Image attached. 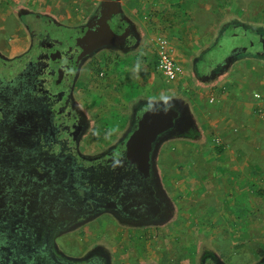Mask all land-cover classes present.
I'll return each mask as SVG.
<instances>
[{"label":"flooded vegetation","instance_id":"obj_1","mask_svg":"<svg viewBox=\"0 0 264 264\" xmlns=\"http://www.w3.org/2000/svg\"><path fill=\"white\" fill-rule=\"evenodd\" d=\"M137 1L0 0V264H133L127 242H163L176 224L163 149L200 132L184 101L131 94L130 58L148 50ZM238 51L197 79L213 83ZM153 107L179 117L138 164L127 143ZM199 261L225 264L211 250Z\"/></svg>","mask_w":264,"mask_h":264},{"label":"rangeland","instance_id":"obj_2","mask_svg":"<svg viewBox=\"0 0 264 264\" xmlns=\"http://www.w3.org/2000/svg\"><path fill=\"white\" fill-rule=\"evenodd\" d=\"M223 4L228 8L216 7L214 10L223 15L227 23L224 34L216 39L211 48L208 46L207 50L192 49L187 53L188 50L184 48L187 45H195L196 34L194 30H189L192 24H195L192 14L195 21H198L201 12H193L195 8L190 0H155L152 14L150 17L146 15L148 24L152 22L150 30L147 29V43L153 42L152 47L154 45L155 48L147 52L144 63L142 60L140 62L137 56L130 58L127 71L134 86L131 94L134 97L145 95L152 104H162L160 102L164 99L180 97L192 103L194 112L202 123L201 113L209 111V107H220L218 95L219 90L225 89L222 85L224 82L234 88L240 87L239 82L246 83L248 86H244V89L251 99L258 101L256 104L259 103L252 115L261 123L252 131V128L249 129V136L252 137L256 133V138L264 142V87L256 85L259 72H252L256 70L264 75V61L258 56L262 46L261 40L264 39V0H224ZM177 9L178 14H175L182 15L178 24L179 30L182 29L177 32L169 30L170 28L167 31L160 30L157 24L163 26L160 23L163 21L159 18L163 17L164 13L169 15L170 11ZM203 18L205 17L200 18V22ZM219 23L218 21L217 24ZM175 36L182 39V49L177 51L184 55L186 61H176L183 67L184 75L176 83H166L155 67L156 62L158 63L157 43L160 38L175 41ZM192 37L193 40L190 41ZM244 48H247V51L239 53L236 58H248L238 61L226 72L225 79L220 81L223 83L215 85L214 92L213 87L208 88L207 84L197 79L195 69H216L234 50ZM195 54H199V59H195ZM120 73L119 68L113 75V81L119 80ZM142 84H145V91L142 90ZM259 94L261 100L257 98L260 97ZM204 117L207 118V115ZM233 128L234 126L230 127L231 131ZM209 131H203L204 139L199 143L172 140L165 145L162 159H168L170 166H166L164 170L172 194L178 197L177 222L167 228L163 242L156 238L130 240L131 242L125 244L129 250L125 251L121 258L130 259L136 264L145 253L141 261L200 264L201 255L211 250L219 255L225 264H259L264 260V143L262 142L260 147L261 155H257L255 151L253 153L255 162L252 164L256 166V172L250 170L255 166L247 164L246 176L243 172L234 176V172L228 170V164L227 170L220 168L225 164L222 162V156L233 149L236 150L239 144L228 147L221 137L211 135ZM213 133L216 132L213 130ZM243 133L244 131L239 135ZM221 145L224 151L218 150ZM242 149V154H249L248 146H243Z\"/></svg>","mask_w":264,"mask_h":264},{"label":"crops","instance_id":"obj_3","mask_svg":"<svg viewBox=\"0 0 264 264\" xmlns=\"http://www.w3.org/2000/svg\"><path fill=\"white\" fill-rule=\"evenodd\" d=\"M224 1V0H223ZM222 0H190L191 4L194 6V10L193 12H201V17H199L198 21H195L194 19V15L192 14V20L193 23L192 26L189 28L190 31L194 30L193 32L196 34L195 38H194V44L193 46H188L186 48H184L187 53L189 52V50L195 49V50H201L204 49L207 50L208 46L209 48H211L213 45H215L216 43V39L220 36L224 34V29L225 26L227 25V23L224 20V16L221 15L219 12H215V8L217 7H222V9H227L228 7L225 6L223 4ZM134 3V9H140V4H137L138 1L137 0H133ZM154 3L155 0H146L145 1V16L147 15L148 17H150V14H152L153 12V7H154ZM218 11V10H217ZM178 14V9L175 11H170L169 15L166 13H164L163 17L159 18L160 20L162 19L163 22H160L161 24H163V26H160L159 24H157V26H159L160 30L163 31H167L169 28V30L172 31H180L179 30V26L178 24L180 23V19L182 18V15L179 11V15L177 16L176 14ZM205 17L202 19V21L200 22V18ZM222 17V20H220ZM146 20L147 17H146ZM218 21L220 22L219 24ZM189 24H191L190 21H188ZM152 23V22H151ZM151 23L148 24V22L145 21V30L147 32V29L150 30L151 27ZM239 24H241V22H238ZM216 25H219L218 27ZM173 27V28H172ZM181 27V26H180ZM216 33V34H215ZM175 41H173L172 39L170 42V49H171V53L173 55V57L178 60V59H185L184 55L181 54L180 52H178L177 50L182 49L181 47V43H182V39L181 38H176V36L174 37ZM190 41L193 40V37L189 39ZM152 42V41H151ZM190 43V42H189ZM212 45H209V44ZM153 44V42H152ZM151 43H148V51H151V49L154 47H152ZM191 44V43H190ZM206 44V45H205ZM180 47V48H179ZM155 48V47H154ZM185 53V52H184ZM187 57V56H186ZM252 57V56H251ZM248 57H242V58H238L235 62L232 63V65H228V69L226 70V72L230 71L234 65H236V63L240 60L243 59H247ZM255 58V57H253ZM195 59H199V54H195ZM179 61V60H178ZM186 61V60H184ZM264 61V60H262ZM223 64V63H222ZM157 73L162 76L165 80V82L167 81L168 83H171L170 81H168L165 76L161 73V71L158 70L157 65L155 66ZM218 68L215 69V71H217ZM259 72L258 74V78H256V85L257 87H264V75L260 72V71H256L253 70L252 72ZM195 72L197 73V70L195 69ZM225 72V74H226ZM225 74L224 75H220V77L218 79H216L215 81H213V83H211L210 85H207L208 88L213 87V92L215 91V85L217 86L218 84L220 85L223 82V79H225ZM197 75V74H196ZM181 79V78H180ZM180 79L173 81L172 83H176L178 82ZM166 82V83H167ZM224 86L225 89H221V91L219 90V101L220 103V107L218 108H210L209 107V111H207L206 113H201L203 115V119H202V123H201V119H198V116L196 115V113L194 112L192 103H188L187 101H185L184 99L180 98V97H173V99H164L163 102H160L162 104H167L168 103H175L176 101H184L186 103V107L190 113V119L191 116L194 120V124L190 125L193 126L198 132H200V138L197 140H190V139H180V140H174V141H186V142H190L191 144L193 142H198L202 139H204V133L203 131L207 130L209 131V129H211L210 134L215 136H219L222 138L223 142L225 144L228 145V147L230 146H236V144H239V147L233 151H231L230 153H228L227 155H223L222 156V162L225 163L222 168H220V170H227V164H228V170L234 172V174L232 175H236L239 174L240 172H243L244 176L245 172H246V165L249 164L252 167H254L255 165H253L252 163L255 162L254 158V151L255 153H257V155H261L262 154V150H261V146H262V139H258L256 138L257 135L256 133L251 136V134H249V129H251L250 131H252L254 128H256V126H258L260 123V120H256V117L252 115V111L255 110V107L259 105V103L256 104V102H258L255 99H251L252 97L249 96L248 92L246 91V89H244V86H248V84L246 83H241L239 82L238 85L240 86L239 88H234V87H230L228 82H224V84H222ZM250 87V86H249ZM233 88V89H231ZM264 89V88H263ZM264 93V90H262ZM260 97H257L259 100H261V94H259ZM249 99H251V101H248ZM215 101V99H214ZM213 101V102H214ZM258 108V107H257ZM263 108V107H262ZM261 108V109H262ZM198 113V112H197ZM207 115V118H205L204 116ZM224 115V116H223ZM212 120V121H210ZM193 123V122H192ZM230 124L232 126H234L233 131H231ZM213 130L216 133H213ZM242 131H244L243 134L239 135ZM248 131V133H247ZM210 138V137H209ZM238 139V141H237ZM264 143V142H263ZM197 145V144H196ZM248 146L250 148V150H248L249 154H242L243 146ZM198 146V145H197ZM196 147V146H195ZM219 148H222V151H224V147L221 145ZM218 148V149H219ZM168 159L166 158L165 161L163 160V165L166 166H170V164H168L169 162H167ZM164 167V168H165ZM261 168V167H260ZM256 166L254 169H250L253 172H256ZM220 174H222L220 172ZM254 175H257L256 173H254Z\"/></svg>","mask_w":264,"mask_h":264},{"label":"water","instance_id":"obj_4","mask_svg":"<svg viewBox=\"0 0 264 264\" xmlns=\"http://www.w3.org/2000/svg\"><path fill=\"white\" fill-rule=\"evenodd\" d=\"M261 44L262 50L258 53V56L264 59V39L261 40ZM241 51L246 52L247 48L241 49ZM237 52H239L238 49L234 50L223 63L231 59ZM178 117V111L173 108L153 107L149 109L142 116L138 128L127 143V154L131 160L138 164H142V162L146 164L149 161L156 140L174 127ZM194 123L191 116V125Z\"/></svg>","mask_w":264,"mask_h":264},{"label":"built area","instance_id":"obj_5","mask_svg":"<svg viewBox=\"0 0 264 264\" xmlns=\"http://www.w3.org/2000/svg\"><path fill=\"white\" fill-rule=\"evenodd\" d=\"M157 68L170 81H176L184 75L183 67L173 57L170 42L166 38H160L157 43Z\"/></svg>","mask_w":264,"mask_h":264},{"label":"trees","instance_id":"obj_6","mask_svg":"<svg viewBox=\"0 0 264 264\" xmlns=\"http://www.w3.org/2000/svg\"><path fill=\"white\" fill-rule=\"evenodd\" d=\"M255 57H256V56H255ZM258 58H259V57H258ZM261 60H263V59H261ZM156 65H157V62H156ZM218 150H219V151H222V148H219Z\"/></svg>","mask_w":264,"mask_h":264}]
</instances>
